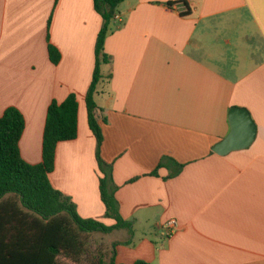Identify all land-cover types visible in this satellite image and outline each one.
<instances>
[{"label":"crops","instance_id":"0c3cea01","mask_svg":"<svg viewBox=\"0 0 264 264\" xmlns=\"http://www.w3.org/2000/svg\"><path fill=\"white\" fill-rule=\"evenodd\" d=\"M102 26L94 0H0V117L21 111L20 151L38 164L51 103L75 94L78 135L58 144L50 180L82 217L113 225L86 105ZM105 53L101 156L134 229L108 234H122L116 262L264 264V0H124ZM233 107L250 111L257 136L221 156Z\"/></svg>","mask_w":264,"mask_h":264},{"label":"trees","instance_id":"16d2710c","mask_svg":"<svg viewBox=\"0 0 264 264\" xmlns=\"http://www.w3.org/2000/svg\"><path fill=\"white\" fill-rule=\"evenodd\" d=\"M124 0H94L103 18V26L96 44V64L93 79L86 95L88 120L96 138V159L101 178L100 191L106 206V217L113 225L82 217L73 200L55 188L50 180L60 142L73 140L78 135V102L75 94L63 102L53 101L48 109L43 139V160L27 162L20 151V140L25 129L23 114L9 107L0 117V264H66L61 257L79 263L89 254L92 233L109 234L128 229L134 234L133 223L125 220L119 210L116 187L112 184V165L101 156L104 141L102 127L96 117L95 95L102 79L101 65L107 62L105 38L118 5ZM52 61L58 63L59 51L49 46ZM167 159L162 162V167ZM156 171L152 173L155 175ZM98 254L94 264H119L115 251L106 261ZM133 264H148L137 261Z\"/></svg>","mask_w":264,"mask_h":264},{"label":"water","instance_id":"95a60500","mask_svg":"<svg viewBox=\"0 0 264 264\" xmlns=\"http://www.w3.org/2000/svg\"><path fill=\"white\" fill-rule=\"evenodd\" d=\"M229 121L230 133L213 147V151L221 156L250 147L257 136V125L248 109L233 107Z\"/></svg>","mask_w":264,"mask_h":264},{"label":"rangeland","instance_id":"374dc122","mask_svg":"<svg viewBox=\"0 0 264 264\" xmlns=\"http://www.w3.org/2000/svg\"><path fill=\"white\" fill-rule=\"evenodd\" d=\"M122 234L116 233L113 235L103 234V233H92L89 237V254L85 256L79 263H74L70 260L64 259L63 257L60 260L66 264H94L98 260V254H105L106 261L109 260L111 256V251L113 242L121 237Z\"/></svg>","mask_w":264,"mask_h":264},{"label":"built area","instance_id":"2783aa9c","mask_svg":"<svg viewBox=\"0 0 264 264\" xmlns=\"http://www.w3.org/2000/svg\"><path fill=\"white\" fill-rule=\"evenodd\" d=\"M118 19L122 20L121 18H118ZM162 228L164 229L166 236L171 237L179 230V223L177 219L171 218V219H168L162 225Z\"/></svg>","mask_w":264,"mask_h":264}]
</instances>
